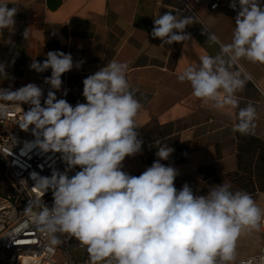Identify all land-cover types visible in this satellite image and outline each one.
<instances>
[{
	"label": "clouds",
	"instance_id": "obj_1",
	"mask_svg": "<svg viewBox=\"0 0 264 264\" xmlns=\"http://www.w3.org/2000/svg\"><path fill=\"white\" fill-rule=\"evenodd\" d=\"M9 4H0V30L15 25L18 8ZM229 7L239 9L231 42L221 44L215 56H200L199 63L186 66L177 79L190 83L192 95L203 103L236 110L233 131L249 135L258 113L251 103L241 108L236 94L252 77L234 66L241 60L264 65V7L259 0H231ZM194 22L193 16L168 11L154 18L151 36L160 39V48L183 45L191 40L186 26ZM202 34L209 46L219 43L205 28ZM46 57L43 62L33 59L29 67L37 73L51 69L44 82L57 91L62 75L83 63L74 65L71 54L62 51H49ZM8 66L0 63V79L8 78ZM128 67L112 60L86 77V103L75 106L57 99L52 90L42 104L44 93L35 83L16 90L0 88V118L8 115L7 102L30 106L27 111L21 107L17 122L24 131L31 126L35 138L25 142V149L59 153L67 165L50 176L30 174L32 187L44 194L51 191L53 197L51 207L40 200L29 202L26 211L32 223L52 246L62 243L61 235L75 238L86 247L91 264H236L241 237L264 227V208L250 193L233 191L227 182L203 194H194L187 183L178 190V170L161 163L174 149L159 142L158 159L139 176L122 170L125 158L141 153L143 145L136 122L142 104L128 82ZM239 264H264V254Z\"/></svg>",
	"mask_w": 264,
	"mask_h": 264
},
{
	"label": "crops",
	"instance_id": "obj_2",
	"mask_svg": "<svg viewBox=\"0 0 264 264\" xmlns=\"http://www.w3.org/2000/svg\"><path fill=\"white\" fill-rule=\"evenodd\" d=\"M3 3L18 12L13 29L0 30V63L10 64L0 88L16 90L35 83L43 90L42 104L52 90L57 99L75 106L86 103L82 95L86 77L112 60L126 62L128 82L142 104L136 122L143 145L141 153L125 158L122 170L139 176L158 159L159 142L174 149L161 163L178 170L174 181L178 190L187 183L194 194H203L208 187L227 182L233 191L250 193L263 208L264 158L252 153L240 160L241 134L233 131L236 110L203 103L192 95L190 83L177 79L186 66L198 64L200 56H215L221 44L231 42L238 11L209 10L206 0H190L191 10L184 9L182 0H0ZM168 11L193 16L196 22L185 29L191 40L160 48V39L151 36L154 18ZM204 28L217 35L218 44L206 43ZM49 51L70 53L74 65L83 61L80 68L74 66L62 75L59 91L44 82L51 69L37 73L29 67L33 59L43 62ZM234 70L252 77L236 95L241 108L249 103L256 107V127L249 135L264 142V65L241 60ZM21 107L27 111L30 106ZM260 247V232L242 236L237 260Z\"/></svg>",
	"mask_w": 264,
	"mask_h": 264
},
{
	"label": "built area",
	"instance_id": "obj_3",
	"mask_svg": "<svg viewBox=\"0 0 264 264\" xmlns=\"http://www.w3.org/2000/svg\"><path fill=\"white\" fill-rule=\"evenodd\" d=\"M182 1L184 9L191 10L190 0ZM206 2L209 10L221 7L231 12L239 10L229 7L231 0H206ZM259 3L264 7V0H259ZM7 103H9L8 115L0 118V163L11 174L15 188L0 195V264H77L64 246L62 237H60L62 240L60 245H50V238L39 231L26 211L30 201L40 200L49 207L53 202L51 191L44 194L32 187L30 174L35 171L41 176H50L54 169L64 171L67 165L61 160L59 153H42L39 149L31 151L25 149V142L35 139L31 133V126L29 131L22 130L17 124L22 116L21 107L12 102ZM77 170L79 169L68 174L74 175ZM260 235L259 251L239 258L236 264H239L240 260L264 254V227L261 228ZM58 251L62 253L60 261L56 258ZM81 264H91L88 252Z\"/></svg>",
	"mask_w": 264,
	"mask_h": 264
},
{
	"label": "rangeland",
	"instance_id": "obj_4",
	"mask_svg": "<svg viewBox=\"0 0 264 264\" xmlns=\"http://www.w3.org/2000/svg\"><path fill=\"white\" fill-rule=\"evenodd\" d=\"M15 188L14 180L11 174L6 170L4 165L0 163V195L6 194L8 191ZM64 246L71 254L73 260L77 264H81L84 257L87 256V249L80 245V243L75 240V238L68 239L67 234L61 235ZM62 249V247L60 246ZM56 258L60 261L62 259V253L58 251Z\"/></svg>",
	"mask_w": 264,
	"mask_h": 264
},
{
	"label": "trees",
	"instance_id": "obj_5",
	"mask_svg": "<svg viewBox=\"0 0 264 264\" xmlns=\"http://www.w3.org/2000/svg\"><path fill=\"white\" fill-rule=\"evenodd\" d=\"M239 152L241 153L240 160H247V157L242 158L248 154V156H252V153L256 154V158L263 159L264 158V142L258 140L257 138L250 135H240L239 137Z\"/></svg>",
	"mask_w": 264,
	"mask_h": 264
}]
</instances>
